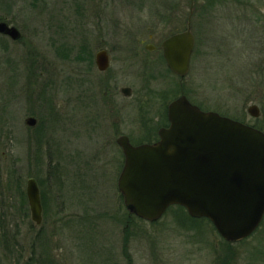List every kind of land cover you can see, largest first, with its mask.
Listing matches in <instances>:
<instances>
[{
  "label": "rangeland",
  "instance_id": "1",
  "mask_svg": "<svg viewBox=\"0 0 264 264\" xmlns=\"http://www.w3.org/2000/svg\"><path fill=\"white\" fill-rule=\"evenodd\" d=\"M149 3L139 17L144 34L157 23ZM114 6L0 0V22L20 34H0V264H264V217L238 243L177 206L155 222L130 220L117 189L123 158L116 143L122 134L133 145L153 141L167 124V104L180 95L264 134V0L195 1L183 78L158 53L134 60L123 31L105 28L115 25L109 19L95 15L104 29L93 31L91 12ZM155 32L157 42L172 33ZM100 48L110 51L105 71L95 63ZM253 105L257 117L247 111ZM29 117L35 125L25 124ZM30 178L39 225L26 196Z\"/></svg>",
  "mask_w": 264,
  "mask_h": 264
},
{
  "label": "water",
  "instance_id": "2",
  "mask_svg": "<svg viewBox=\"0 0 264 264\" xmlns=\"http://www.w3.org/2000/svg\"><path fill=\"white\" fill-rule=\"evenodd\" d=\"M0 34L16 40L15 27L0 22ZM194 36L188 28L161 44L168 69L183 78L189 71ZM98 70L109 63L105 51L96 56ZM121 92L128 95L130 89ZM248 113L258 116L253 105ZM169 125L153 144L132 146L126 136L117 144L124 163L117 181L130 214L153 222L172 205L182 206L190 217L206 218L227 242L250 236L264 216V134L260 130L202 111L184 95L167 106ZM35 125L34 118L25 120ZM31 220L41 222V202L34 179L26 182Z\"/></svg>",
  "mask_w": 264,
  "mask_h": 264
},
{
  "label": "flooded vegetation",
  "instance_id": "3",
  "mask_svg": "<svg viewBox=\"0 0 264 264\" xmlns=\"http://www.w3.org/2000/svg\"><path fill=\"white\" fill-rule=\"evenodd\" d=\"M156 3V8L154 10L153 15L156 16L157 23L152 28H147L146 30L149 33H143V26L140 24L141 19L140 14H144V10L150 6L149 0H115L114 9H104V11L96 14L95 12H91V27L94 32L96 30L104 29V24L101 27L98 23H95L94 20H99L95 15H98L103 18L104 22H107L108 19L111 23L115 24L113 27H105V28H113L115 30L123 31L121 34L126 37L120 39L121 43L130 45L132 49V53H134V60L141 59L144 54H156L158 53L160 58H163V53L161 49L162 42L168 38L169 36L191 29L192 15H193V0H153ZM197 1V0H196ZM207 1V0H204ZM121 3V4H120ZM183 5V8H181ZM121 6L124 8V12L121 11ZM93 3L91 2V11L94 10ZM103 9V8H102ZM101 9V10H102ZM119 12H117V10ZM150 9V7H149ZM187 9V12H186ZM109 10V11H108ZM99 11V10H98ZM254 10L252 9V12ZM113 13H121L120 16H114ZM145 15V14H144ZM106 26V25H105ZM159 29L170 30L172 33H169L167 37L163 40L157 42L155 40L156 32ZM135 31L134 34L131 32ZM129 32V33H128ZM131 34V35H130ZM128 35L131 36L130 40L127 41ZM99 51H105L108 62L110 63V51L105 48H100ZM97 52V53H98ZM96 53V54H97ZM95 54V56H96ZM96 59V58H95ZM133 59V58H132ZM156 135L158 132L156 131ZM158 136L152 141H156Z\"/></svg>",
  "mask_w": 264,
  "mask_h": 264
},
{
  "label": "trees",
  "instance_id": "4",
  "mask_svg": "<svg viewBox=\"0 0 264 264\" xmlns=\"http://www.w3.org/2000/svg\"><path fill=\"white\" fill-rule=\"evenodd\" d=\"M180 208H182V207H180ZM129 218H130V220L132 219V220H134V219H136L134 216H130L129 215ZM228 243V242H227Z\"/></svg>",
  "mask_w": 264,
  "mask_h": 264
}]
</instances>
